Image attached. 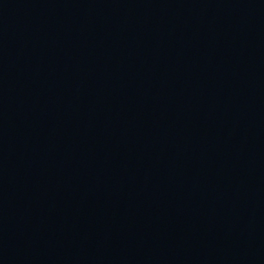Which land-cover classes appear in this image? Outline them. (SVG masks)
Instances as JSON below:
<instances>
[{
	"label": "water",
	"instance_id": "95a60500",
	"mask_svg": "<svg viewBox=\"0 0 264 264\" xmlns=\"http://www.w3.org/2000/svg\"><path fill=\"white\" fill-rule=\"evenodd\" d=\"M0 264H264V0H0Z\"/></svg>",
	"mask_w": 264,
	"mask_h": 264
}]
</instances>
